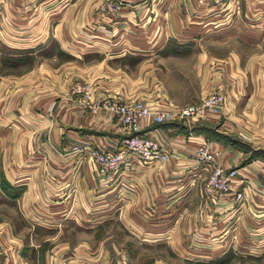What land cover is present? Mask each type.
I'll use <instances>...</instances> for the list:
<instances>
[{
    "label": "crops",
    "instance_id": "1",
    "mask_svg": "<svg viewBox=\"0 0 264 264\" xmlns=\"http://www.w3.org/2000/svg\"><path fill=\"white\" fill-rule=\"evenodd\" d=\"M103 1L0 0V264H257L264 0H119L120 9H98ZM50 46L58 53L33 60L32 49ZM17 50L23 70L2 68ZM76 82L90 86L88 103L70 93ZM214 88L225 97L218 113L142 124L165 161L132 158L103 183L73 150L115 149L126 136L112 112L91 105L176 107ZM200 140L236 169L219 199L201 192L209 165L196 159ZM241 188L237 209L232 192Z\"/></svg>",
    "mask_w": 264,
    "mask_h": 264
},
{
    "label": "built area",
    "instance_id": "2",
    "mask_svg": "<svg viewBox=\"0 0 264 264\" xmlns=\"http://www.w3.org/2000/svg\"><path fill=\"white\" fill-rule=\"evenodd\" d=\"M216 2L218 0H208ZM198 4L207 0H196ZM105 9H120L119 0H104ZM70 93L78 96V100L88 103L90 86L87 83H73ZM224 93L219 88L208 91L198 102L176 107H163L150 105L142 100L128 102L118 100H105L97 105H91L107 109L114 114L117 123L126 136L122 138L115 149H107L99 145H87L79 149L73 146V150L80 153V161L88 159L95 167L97 175L103 183H107L111 176L119 169L130 165L132 158L149 163L165 161L166 149L158 141L140 133L144 123H166L177 121L189 123L204 118L209 113H218L224 102ZM216 151L208 146L206 140H200L195 148L196 159L200 163L209 165V171L201 184V192L204 198L219 199L230 192L231 185L235 181L236 169L224 168L216 162ZM237 209L241 207L243 188L233 191Z\"/></svg>",
    "mask_w": 264,
    "mask_h": 264
},
{
    "label": "rangeland",
    "instance_id": "3",
    "mask_svg": "<svg viewBox=\"0 0 264 264\" xmlns=\"http://www.w3.org/2000/svg\"><path fill=\"white\" fill-rule=\"evenodd\" d=\"M103 1V0H102ZM98 9H105L104 8V1L100 4V8H98ZM39 47V46H38ZM38 47H35L34 49H32L33 50V60L35 61V59H36V56H39L40 54H44V53H51V52H55V53H58V51H57V48L56 47H53V46H50V47H48L47 49L48 50H41V48L39 49ZM28 52V51H27ZM16 53L18 54V56L16 57V61L15 62H13V61H11V62H5V63H2V68H4L5 70H9V69H7L9 66L10 67H12V69L14 70V71H17V72H19V71H21V70H23V68H24V63H25V61H24V59H25V57H24V55H21L20 53H23V51H21V50H17L16 51ZM27 60H28V56H27ZM28 64V63H27ZM14 65H16V67L14 68L13 66ZM261 153V152H260ZM258 259H261L260 261L258 260L257 261V264H264V258H258Z\"/></svg>",
    "mask_w": 264,
    "mask_h": 264
}]
</instances>
